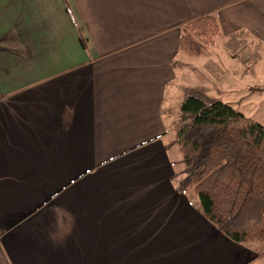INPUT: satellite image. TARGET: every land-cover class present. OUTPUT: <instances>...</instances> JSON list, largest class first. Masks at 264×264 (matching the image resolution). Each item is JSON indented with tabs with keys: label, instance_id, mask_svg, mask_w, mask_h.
<instances>
[{
	"label": "crops",
	"instance_id": "obj_1",
	"mask_svg": "<svg viewBox=\"0 0 264 264\" xmlns=\"http://www.w3.org/2000/svg\"><path fill=\"white\" fill-rule=\"evenodd\" d=\"M207 15L219 35L183 53ZM258 74L264 0H0V264H264L203 215L174 138L186 91Z\"/></svg>",
	"mask_w": 264,
	"mask_h": 264
},
{
	"label": "trees",
	"instance_id": "obj_2",
	"mask_svg": "<svg viewBox=\"0 0 264 264\" xmlns=\"http://www.w3.org/2000/svg\"><path fill=\"white\" fill-rule=\"evenodd\" d=\"M180 30V50L198 56L213 44L220 26L207 15ZM174 138L186 185L206 219L235 242H264V125L232 103L189 90L179 106Z\"/></svg>",
	"mask_w": 264,
	"mask_h": 264
},
{
	"label": "rangeland",
	"instance_id": "obj_3",
	"mask_svg": "<svg viewBox=\"0 0 264 264\" xmlns=\"http://www.w3.org/2000/svg\"><path fill=\"white\" fill-rule=\"evenodd\" d=\"M251 60L252 59L245 58V56H244V62H243V69H244L243 71L244 72L245 71L248 72L247 70L251 68V65H250ZM198 81H202V80H198V78H196V83ZM249 86H264V75L258 74V75L253 76L252 78L244 77L242 83L238 84L237 89L244 92L246 87H249ZM199 90L201 92H204L212 100H218V101L228 102V103L234 104L233 106L236 109H238L239 111H241L242 108H246V110L248 111V108H249L250 112L249 111L248 112L253 116L252 118L254 120H256L257 122H259L260 124L264 125V96H263L264 92H262L263 94L255 95L254 97H252L251 99H249L244 104H241L238 107L237 103H234V102H236V100L238 99L239 94H241V95L243 94L242 92L241 93L236 92V93H232V94H230V93L221 94L219 89H217V90L214 89L213 91L207 90L205 92L200 87H199ZM241 100H243V97ZM241 100H240V102H241ZM242 105H244L245 107H243ZM248 116H250V115L248 114Z\"/></svg>",
	"mask_w": 264,
	"mask_h": 264
},
{
	"label": "clouds",
	"instance_id": "obj_4",
	"mask_svg": "<svg viewBox=\"0 0 264 264\" xmlns=\"http://www.w3.org/2000/svg\"><path fill=\"white\" fill-rule=\"evenodd\" d=\"M68 217H69V221L68 223L64 224L61 226V228L58 230L59 231V234L62 235V236H67L71 233V228H72V225L74 223V220L71 219V214L68 213L67 214ZM54 240L57 239V234H53V237H52Z\"/></svg>",
	"mask_w": 264,
	"mask_h": 264
}]
</instances>
